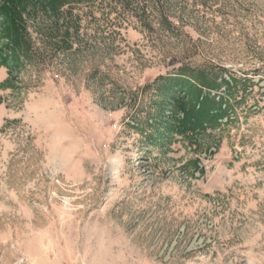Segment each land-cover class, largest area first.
Segmentation results:
<instances>
[{
    "label": "rangeland",
    "instance_id": "1",
    "mask_svg": "<svg viewBox=\"0 0 264 264\" xmlns=\"http://www.w3.org/2000/svg\"><path fill=\"white\" fill-rule=\"evenodd\" d=\"M50 1L27 48L0 16V264H264V0ZM201 72L230 104L183 133Z\"/></svg>",
    "mask_w": 264,
    "mask_h": 264
},
{
    "label": "trees",
    "instance_id": "2",
    "mask_svg": "<svg viewBox=\"0 0 264 264\" xmlns=\"http://www.w3.org/2000/svg\"><path fill=\"white\" fill-rule=\"evenodd\" d=\"M20 1L6 0V2L0 3V16L4 21L9 22L7 27H5L4 34L11 38L13 50H16L17 47L25 46L27 48L29 46L28 40L24 36L22 18L20 17L17 4ZM49 3L52 9L55 10L56 7L53 6V2L49 0ZM10 48V45L7 44L6 48L0 49V64L8 63L11 58H16L15 55L7 52ZM167 79L168 83L164 86V91L167 95H172L175 98L174 111L176 113L177 111L184 113L183 118H175L178 121V130L180 132L187 133L189 130H195L198 127L207 128V124L213 126L219 123L220 117L227 114L223 105L229 106L230 104V98L227 97L226 93H230L228 88L232 86L231 81L222 80L227 85L226 91H221L219 98H217L222 82H218L216 79H209L203 72L190 78L177 76L168 77ZM196 80H201V87L194 83ZM213 91H216L215 94H212ZM181 92L182 95H179ZM185 94L187 95L185 96Z\"/></svg>",
    "mask_w": 264,
    "mask_h": 264
}]
</instances>
